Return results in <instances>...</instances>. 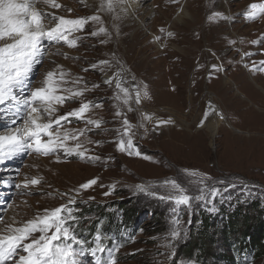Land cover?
Instances as JSON below:
<instances>
[{
  "label": "rangeland",
  "instance_id": "obj_1",
  "mask_svg": "<svg viewBox=\"0 0 264 264\" xmlns=\"http://www.w3.org/2000/svg\"><path fill=\"white\" fill-rule=\"evenodd\" d=\"M254 2L264 0H227V3L223 0H180V3L147 0L137 14L139 20L147 22L146 29H141L136 19H128L121 11V18L117 22L106 21L103 17L104 26L109 31L115 33L113 24L119 28V35L114 34L107 44L100 43L105 37H92L89 34L99 27L92 24L78 34L82 39L78 41L77 48L48 44L45 40L49 47L47 51L51 54L44 56L42 62L35 66L29 81L35 82V87L40 86L44 74L57 65H62L73 76L83 77L89 89L83 99L102 104L101 108H93L86 114V118L102 121V126L100 129L92 128L87 133L94 143L85 147L89 149V155H98L101 160L91 162L76 156L61 155V162L58 163L54 156L41 157L24 152L14 164L0 165V185L6 177L13 176L11 178L14 179L11 190L8 186H0V210L3 211L0 213V220L3 221L0 228L13 221L19 225L36 215H42L44 209L65 204L67 198L62 193L75 195L79 192L73 206L75 215L84 210L87 217L76 219L74 229L80 223L79 228L83 230L99 218V213L89 215L95 212H90V207L101 205L119 225L122 221L119 217L123 215L118 210L119 204L134 213L122 226L130 238L123 241L124 244L114 245L115 249L119 248L115 253L118 264H204L199 260L197 251L190 256H185L182 251L203 230V216L211 219L212 232L215 227L223 228L227 219L225 214L232 213L233 209V205L227 203V187L239 183L250 184L255 189L253 191L258 190L257 195L264 204V71L252 70L253 67L260 68V62L264 61V43H252L264 41V20L252 22L245 16L249 5ZM58 3L63 6L61 9L49 10L67 18L88 16L97 11L96 4H90V1H86L87 6L82 5L80 0H58ZM188 4L191 13L200 16H195L194 22L201 24V27L213 11L221 12L229 19L211 22L212 32L204 33L199 29L194 34L181 36L175 26H184L190 17L183 21L176 18L180 15V9ZM148 8L152 10L146 13ZM125 22L132 24L127 36L120 34ZM168 31L173 32L172 37L167 35ZM131 40L135 42L129 45L128 41ZM232 41L236 43L233 45ZM244 53L252 55L245 57ZM113 54L125 69L130 70L126 73L124 86L133 95L132 112L114 99L118 91L114 84L110 87L103 83L114 75L116 66L113 62L112 68H102L98 62L105 59L113 61ZM48 56L52 58L48 59ZM92 64H97V67L92 69ZM85 68L89 70L83 71ZM96 84L100 87L94 88ZM145 85L151 99H142L137 106L133 90L137 86L143 89ZM210 102L217 104L225 117L215 139L207 129L198 127L209 110ZM117 105L124 112V117L115 116ZM79 107L80 100L68 101L59 108L58 114ZM144 115L153 119L146 120ZM125 117L134 126V143L143 155L152 158L151 161L117 151L118 134L115 130L121 127V120ZM1 119L2 116V123L10 121ZM161 119H172L175 123L154 131L156 121ZM140 124L144 127H138ZM85 126L84 121L75 119L67 125L70 129ZM9 127L0 124V134ZM83 140L84 137H81ZM184 169L210 176L212 180L208 183L221 188V195L212 203L193 201V206L186 208L137 190V185H145L150 191L162 195L167 190L160 185L166 180L175 179L194 192L195 186L189 180L196 178L187 177L182 171ZM41 176L44 179L40 186L28 189L16 187L24 182L25 177ZM94 178L98 179L97 185L87 191L80 189V185ZM153 185L157 187L152 188ZM109 191L111 194L105 195ZM241 205L248 208L245 203ZM177 229L181 236L173 239L171 234ZM75 233L78 230L75 229ZM217 233L220 236V230ZM252 233L258 237V229ZM217 235L216 240H219ZM220 245L218 241L217 246L208 253V264H226L223 258L212 257L223 254ZM252 258L249 256L242 262L233 259L227 264H264V257L255 262L251 261ZM79 259L82 264H95L90 255Z\"/></svg>",
  "mask_w": 264,
  "mask_h": 264
},
{
  "label": "snow or ice",
  "instance_id": "obj_2",
  "mask_svg": "<svg viewBox=\"0 0 264 264\" xmlns=\"http://www.w3.org/2000/svg\"><path fill=\"white\" fill-rule=\"evenodd\" d=\"M80 2L87 6L86 0H80ZM128 2L129 0H99L96 13L79 18H67L47 10L61 9L63 6L58 3V0H0V116L9 119L13 125L0 134V163L24 152H32L41 157L54 156L58 163L61 162V155L76 156L91 162L101 160L98 155H89V149L85 147L86 144L94 143L88 138L87 133L92 128L100 129L102 126V121L86 118V114L93 108H101L102 104L83 99L85 93L89 91L83 77L73 76L62 65L47 71L38 87L33 86L35 82H30L29 77L35 66L42 62V58L51 54L44 48L45 40L56 45L77 48L78 41L82 39V36L78 34L83 33L89 24L99 25L89 34L92 37H105L106 39L100 41L101 44H107L114 34L118 36L119 28L113 24L115 33L109 31L104 26L105 21L100 13L111 14L113 20H119L121 18L119 12L125 10L124 5ZM172 3H180V0H172ZM67 11L71 12V9ZM180 11L182 12L183 8ZM245 16L252 22L264 20V2L251 3ZM207 19L209 22H218L227 20L229 17L221 12L213 11ZM167 35L172 37L173 33L168 32ZM231 43L234 45L236 41ZM252 43L260 45L264 41H252ZM251 55V53H244L245 57ZM113 62L116 66L114 75L105 79L103 83L110 87L114 84L115 89L118 90L114 99L126 106L128 112H132L134 110L131 104L133 95L129 88L124 86L127 82L126 73L130 70L125 69L120 61L115 59V54H113V61L105 59L100 60L98 64L102 68H112ZM260 65V68L253 67L252 70L264 71V61H261ZM96 67L97 64L91 65L92 69ZM88 70V68L83 69L85 72ZM216 70L219 71L218 68ZM132 79L134 80L135 77ZM93 87L99 88L100 85L96 84ZM133 91L137 106L142 99H151L146 85L143 89L137 86ZM75 100H80L78 109L58 114L59 108L66 102ZM116 107L115 116L124 117L125 114L120 110L119 105ZM215 111L214 106L209 105V113L205 114L198 127L203 128L208 115ZM143 118L149 121L153 119L148 115H144ZM220 118L223 119V116L221 115ZM17 119L20 121L18 124ZM73 119L84 121L86 126L77 129L68 128L67 125L72 123ZM174 123L172 119L157 120L154 131ZM138 127H144V125L140 124ZM115 131L118 134L116 140L118 152L130 157L152 160L150 156L143 155L137 148L134 143L136 135L134 126L126 117L121 120V127ZM145 131H147L146 128ZM81 137H84L83 141ZM182 171L187 177L196 178L189 180V183L195 186L194 192L175 179L166 180L160 185L167 190L162 195L150 191L145 185H137V190L162 201L171 202L174 206L186 208H191L193 201L212 203L221 195V188L208 183L212 180L210 176L196 170ZM43 179L42 176L25 177L24 182L17 184L16 187L24 189L37 187L42 184ZM97 183L98 179H91L80 185V189L87 191ZM219 183L223 184L224 181ZM156 187V185L152 186V188ZM114 188L115 185L112 186V189ZM110 194L111 191L105 193V195ZM61 195L67 198L65 204L54 209H44L42 215H36L19 225L13 221L0 228V264H82L79 257L84 255L93 257L95 264H118L115 253L119 251V248L113 250V253L105 259L102 254L106 252V249L100 234L96 235L92 245H87V241L77 238L73 227L77 219L73 206L76 204L79 192L75 195L69 193ZM0 223L3 221L0 220ZM171 235L173 239H178L181 233L177 229ZM164 247H170V245H164Z\"/></svg>",
  "mask_w": 264,
  "mask_h": 264
},
{
  "label": "trees",
  "instance_id": "obj_3",
  "mask_svg": "<svg viewBox=\"0 0 264 264\" xmlns=\"http://www.w3.org/2000/svg\"><path fill=\"white\" fill-rule=\"evenodd\" d=\"M231 184H227V186ZM253 190L255 189L251 188L250 184L247 183H239L238 185H233V187H227V203L232 204L233 209H231L232 213L227 212L225 214L227 219L223 228L219 229L215 227L212 232L213 224L211 223V219L203 216V230L188 247L184 248L182 251L184 255L190 256L193 252L197 251L199 260L204 261V264H206L209 261L207 259V256L210 254L209 252L220 241L223 254H214L215 256L212 255V257H221L225 260L226 264L227 261L233 259L235 262H242L248 259L249 256H253L251 261L254 262L264 257V218L262 217L264 215V204L260 201L259 195H257L258 190ZM241 203H245L248 208H243ZM118 210L122 211L123 214L119 217L122 220L121 225L116 220L114 221V216L106 212L101 205L93 208L90 207L89 211L95 212L89 215L94 213L97 215L99 213V218L95 220L94 224L83 230L79 228L80 223H77L75 225V229L78 230L77 237L87 241V245H92L96 235L100 234L103 238V246L107 248L114 246L115 243L122 242L124 244L123 241H126L130 237L129 233L125 232L122 226L126 225V221L132 218L134 213L123 204H119ZM111 212L113 214V211ZM86 213L84 210L80 213L78 212L76 214L77 219L79 217L80 219L87 217ZM257 229L258 237H255L252 231H256ZM219 230L220 236L217 235ZM216 235L220 237L219 240H216ZM107 257L108 254H104V258L107 259Z\"/></svg>",
  "mask_w": 264,
  "mask_h": 264
},
{
  "label": "bare ground",
  "instance_id": "obj_4",
  "mask_svg": "<svg viewBox=\"0 0 264 264\" xmlns=\"http://www.w3.org/2000/svg\"><path fill=\"white\" fill-rule=\"evenodd\" d=\"M86 1H90V4H96L95 8H97V5H98V1L97 0H86ZM225 3H227V0H223ZM161 2V1H160ZM147 4V0H129L128 4L124 5V16L128 17V19L130 20H133V19H136L138 22H139V26L141 27V29H146V26H147V22H143L142 20H139L138 18V13H140L144 7V5ZM160 5V4H159ZM155 8V7H154ZM208 9H210V7H208ZM48 11H50L49 9H47ZM152 9L148 8L146 9V13L151 11ZM103 14V17L107 20H113L112 19V15L111 14H108V15H105L104 13H101ZM165 15V14H164ZM167 15V14H166ZM196 18L197 16L199 15H195ZM191 11L189 10V4L186 5L185 7H183V11L181 12L180 11V15L177 19V21H183V19H186V17H190V21L189 22H185L184 23V26H178L176 25L175 26V30L176 32L181 36L184 34V35H187V34H194L195 32H197V30L201 29L204 33H209V32H212L213 29L211 28V22L208 21V19H206L205 21V25L203 27H201V24L197 23V22H194L196 18ZM200 17V16H199ZM117 22V20H115ZM115 22V23H116ZM174 22V21H173ZM171 23V22H170ZM178 23V22H177ZM132 24L130 23H127L125 22L124 25L121 27V35H126L130 32V28L129 26H131ZM171 25V24H170ZM155 26V25H154ZM172 26V25H171ZM157 28V27H156ZM249 28V27H248ZM247 29V28H246ZM261 29V28H260ZM259 29V30H260ZM168 30V29H167ZM169 32V31H168ZM173 33V32H172ZM246 34H248V32H244ZM152 35V34H151ZM249 35V34H248ZM127 36V35H126ZM135 40H131L130 42L128 41V44L131 45V43H134ZM47 43V42H46ZM45 41L43 42V45H44V48L45 50L47 51L48 50V46L46 45ZM137 45V44H136ZM132 47H133V44H132ZM136 47V46H135ZM47 56V55H46ZM48 59L49 58H52V56H48L47 57ZM142 67V66H141ZM107 79V78H106ZM210 105L214 106V108L216 109L215 112L211 113L208 115V118L207 120L204 121V124L205 126L203 128L207 129L209 131V133L211 134L212 138L215 139L216 135H217V131L219 130L220 127H222V123L225 122V117H224V114L221 112L219 106L215 103H211L210 102ZM209 113V110L208 112ZM221 115L223 116V119H221ZM2 119L3 116H2ZM1 119V120H2ZM7 120V119H6ZM17 121H19L17 119ZM0 124H4V125H10V127H12L10 121H0ZM229 124V123H227ZM215 141V140H214ZM23 153L15 156L14 158H11V159H7L5 160L4 162L0 163V165H3V164H14V162L18 161L20 158H21V155ZM13 170H9L8 172H11ZM14 173V172H13ZM7 175V174H6ZM6 177V176H5ZM13 176H9V177H6L4 178L5 182L2 183L0 186L1 187H10L12 185V182H13V178H11ZM1 178V177H0ZM3 178V177H2ZM1 208H4V207H1ZM3 211L0 210V213H2ZM8 217H11L10 214H8Z\"/></svg>",
  "mask_w": 264,
  "mask_h": 264
}]
</instances>
